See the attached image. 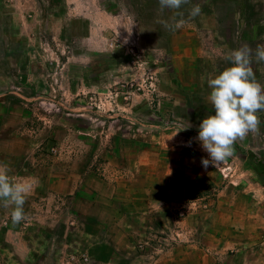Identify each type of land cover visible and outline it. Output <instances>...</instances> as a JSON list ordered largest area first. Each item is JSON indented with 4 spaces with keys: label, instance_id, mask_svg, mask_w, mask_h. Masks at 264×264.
Here are the masks:
<instances>
[{
    "label": "rangeland",
    "instance_id": "obj_1",
    "mask_svg": "<svg viewBox=\"0 0 264 264\" xmlns=\"http://www.w3.org/2000/svg\"><path fill=\"white\" fill-rule=\"evenodd\" d=\"M9 141L18 264H264V0H0Z\"/></svg>",
    "mask_w": 264,
    "mask_h": 264
},
{
    "label": "crops",
    "instance_id": "obj_2",
    "mask_svg": "<svg viewBox=\"0 0 264 264\" xmlns=\"http://www.w3.org/2000/svg\"><path fill=\"white\" fill-rule=\"evenodd\" d=\"M4 146L13 147L15 146V141H9L5 143L0 142V147ZM11 158V156H8L6 160L0 158V180L15 179V182H17L16 189L14 190L13 188L12 190L14 191L13 194H4L6 196V199H8L7 197H23L28 195L32 196L36 190L30 182L35 176L33 171L29 170L27 172H22L18 170V167H16V162H13ZM11 201L13 203L15 201L14 198ZM12 203L3 201L1 204L2 211L10 210L12 207ZM24 237L25 236H23L22 233L18 230L0 227V257L6 254L8 258V261H6L5 263L0 262V264H18L17 259L24 258V256L30 254L31 248H25V246L28 245L29 240ZM1 260L2 258H0V261Z\"/></svg>",
    "mask_w": 264,
    "mask_h": 264
}]
</instances>
